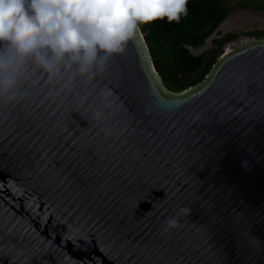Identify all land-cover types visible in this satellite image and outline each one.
I'll return each instance as SVG.
<instances>
[{
    "label": "water",
    "instance_id": "95a60500",
    "mask_svg": "<svg viewBox=\"0 0 264 264\" xmlns=\"http://www.w3.org/2000/svg\"><path fill=\"white\" fill-rule=\"evenodd\" d=\"M0 264H264V37L181 92L140 27L92 79L30 64L0 100Z\"/></svg>",
    "mask_w": 264,
    "mask_h": 264
},
{
    "label": "clouds",
    "instance_id": "9594fccd",
    "mask_svg": "<svg viewBox=\"0 0 264 264\" xmlns=\"http://www.w3.org/2000/svg\"><path fill=\"white\" fill-rule=\"evenodd\" d=\"M188 0H0V100L15 96L34 65L49 79H92L125 51L139 26L179 23ZM144 36V35H143ZM225 50V49H224ZM101 113L94 118L100 119ZM174 219L166 228H176Z\"/></svg>",
    "mask_w": 264,
    "mask_h": 264
},
{
    "label": "trees",
    "instance_id": "16d2710c",
    "mask_svg": "<svg viewBox=\"0 0 264 264\" xmlns=\"http://www.w3.org/2000/svg\"><path fill=\"white\" fill-rule=\"evenodd\" d=\"M251 9L264 11L263 0H240L236 4L229 0H188L187 15L182 16L179 23H169L164 18L140 25L164 87L171 92H181L203 81L223 51L216 49L209 55H194L189 47L203 45L231 13ZM234 36L227 34L213 40L222 45Z\"/></svg>",
    "mask_w": 264,
    "mask_h": 264
},
{
    "label": "rangeland",
    "instance_id": "374dc122",
    "mask_svg": "<svg viewBox=\"0 0 264 264\" xmlns=\"http://www.w3.org/2000/svg\"><path fill=\"white\" fill-rule=\"evenodd\" d=\"M231 4H236L240 0H229ZM264 2V0H263ZM261 31L263 34H257ZM257 32V33H256ZM227 34H245L253 38L264 37V11L258 10H237L231 13L224 21L221 22L216 31L209 36L205 43L199 47H189L194 55L213 53L216 49L225 51V47L231 40H226L222 45L217 44L213 39L224 38ZM220 57V56H219ZM218 57V58H219Z\"/></svg>",
    "mask_w": 264,
    "mask_h": 264
},
{
    "label": "built area",
    "instance_id": "2783aa9c",
    "mask_svg": "<svg viewBox=\"0 0 264 264\" xmlns=\"http://www.w3.org/2000/svg\"><path fill=\"white\" fill-rule=\"evenodd\" d=\"M254 39H256V38H253L250 35L238 34V35L234 36L228 42L227 46L225 47V50L237 47L239 45H243V44L249 43V42L253 41Z\"/></svg>",
    "mask_w": 264,
    "mask_h": 264
}]
</instances>
